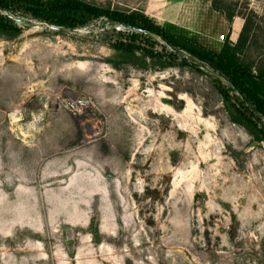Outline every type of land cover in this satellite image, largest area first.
Masks as SVG:
<instances>
[{"label":"rangeland","instance_id":"374dc122","mask_svg":"<svg viewBox=\"0 0 264 264\" xmlns=\"http://www.w3.org/2000/svg\"><path fill=\"white\" fill-rule=\"evenodd\" d=\"M82 1L264 65V0ZM17 20L0 32V264H264V142L208 64L106 17Z\"/></svg>","mask_w":264,"mask_h":264},{"label":"trees","instance_id":"16d2710c","mask_svg":"<svg viewBox=\"0 0 264 264\" xmlns=\"http://www.w3.org/2000/svg\"><path fill=\"white\" fill-rule=\"evenodd\" d=\"M20 15L64 29L84 27L106 17L122 25L135 39L152 42L155 37L161 38L176 55L181 56L184 51L213 69L224 100L232 102L231 92L238 100L240 108L234 105L236 112L231 116L232 122L246 127L256 141L264 142V65H254L242 58L245 44H241V40L237 44L226 42L208 46L183 30L171 31L159 26L145 12L108 11L82 0H0V32L5 34L10 29L13 36H18L22 20L17 17ZM223 81L227 89L222 88Z\"/></svg>","mask_w":264,"mask_h":264},{"label":"built area","instance_id":"2783aa9c","mask_svg":"<svg viewBox=\"0 0 264 264\" xmlns=\"http://www.w3.org/2000/svg\"><path fill=\"white\" fill-rule=\"evenodd\" d=\"M219 40H220V41H224V40H225V37L222 35V36L220 37ZM73 106H74V108H75L76 110H78V109H77V108H78L77 103H73Z\"/></svg>","mask_w":264,"mask_h":264}]
</instances>
